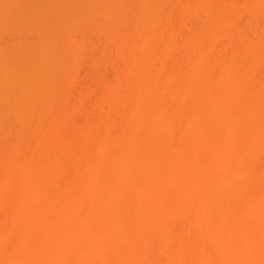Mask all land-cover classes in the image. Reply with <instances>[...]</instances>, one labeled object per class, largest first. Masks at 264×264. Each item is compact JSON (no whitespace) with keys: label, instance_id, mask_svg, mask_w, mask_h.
<instances>
[{"label":"bare ground","instance_id":"bare-ground-1","mask_svg":"<svg viewBox=\"0 0 264 264\" xmlns=\"http://www.w3.org/2000/svg\"><path fill=\"white\" fill-rule=\"evenodd\" d=\"M0 264H264V0H0Z\"/></svg>","mask_w":264,"mask_h":264},{"label":"rangeland","instance_id":"rangeland-1","mask_svg":"<svg viewBox=\"0 0 264 264\" xmlns=\"http://www.w3.org/2000/svg\"><path fill=\"white\" fill-rule=\"evenodd\" d=\"M109 57H110V55H109V51H106V55H104L103 58H101V59H103L104 64H105V65H103L105 68H104V67H103V68H104L105 70H107V71H105L106 73H105L104 75H106V77H109V78H110V77L113 75L114 68H113V65L109 62ZM87 64H88V63H87ZM87 64H86V63H85V64L82 63V64H80V66L78 65V66H79V69H78V67L76 66V67H74V69L76 68V70L73 69L74 71L72 70V72H71V73H72V74H71V81H72L73 83L70 84L71 87L69 86L68 89H69V91H70L71 89L73 90L74 87H75V91H74V90L72 91V92H75V93H71V94L73 95L74 99H76V100H79V98H80V97H77V94H79L78 96H81V91L84 90L82 87L84 86V88H85V87H86L85 85H87V87H88L87 89H91V87H93V86L91 85L90 82L92 81L93 78H99L98 76L100 75V73H99L98 70H95V71H93V72L90 70V72H92V73L89 74V72H87V70L89 71V68H90V67H88L89 65H87ZM81 65H85L88 69L85 68V66L83 67V66H81ZM86 69H87V70H86ZM80 70H82V71H80ZM79 72H80V73H79ZM86 72H87V73H86ZM76 74H78L77 76H79V77H77ZM84 74H85V75H84ZM92 74H94V76H93ZM91 75H92L93 77H92ZM75 76H76V77H75ZM81 76H83L84 78L86 77L87 80H86V79H82L83 77H81ZM90 77H92V79H90L91 81L89 80ZM75 78H76V79H75ZM80 79H81V80H80ZM88 80H89L90 82H89ZM93 80H94V79H93ZM74 81H75V82H74ZM82 82H83V83H82ZM92 82H93V81H92ZM87 83H88V84H87ZM93 83H94V82H93ZM80 84H81V85H80ZM72 85H73V86H72ZM77 87H78V88H77ZM76 88H77V89H76ZM80 88H82V90H81ZM79 89H80V93H79V91H78ZM85 89H86V88H85ZM87 89H86V90H87ZM90 91H92V90H90ZM70 92H71V91H70ZM83 92H84V91H83ZM83 92H82V93H83ZM98 92H99V91H98ZM95 93H97V89L95 90V87H94L93 91L91 92L92 96H91V94H90L91 98H93V95H94ZM97 94H98V93H97ZM97 94H96V95H97ZM75 96H76V97H75ZM94 97H96V96L94 95ZM93 99H94V98H93ZM89 100H90V102L92 101L91 99H89ZM89 100H88V102H89ZM88 102L86 101L85 103L87 104ZM84 106H85V104H84ZM86 106H87V105H86ZM97 157H98V156H95L94 159L97 160V161L100 160L99 157H98V159H97ZM100 157L102 158V156H100ZM51 242H52V241H51Z\"/></svg>","mask_w":264,"mask_h":264}]
</instances>
